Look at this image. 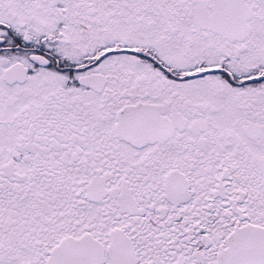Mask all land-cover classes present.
I'll list each match as a JSON object with an SVG mask.
<instances>
[{"label":"snow or ice","instance_id":"1","mask_svg":"<svg viewBox=\"0 0 264 264\" xmlns=\"http://www.w3.org/2000/svg\"><path fill=\"white\" fill-rule=\"evenodd\" d=\"M0 264H264V0H0Z\"/></svg>","mask_w":264,"mask_h":264}]
</instances>
